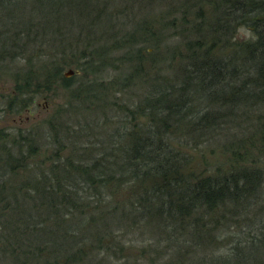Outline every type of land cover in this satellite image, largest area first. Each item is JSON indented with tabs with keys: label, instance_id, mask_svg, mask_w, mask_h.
Masks as SVG:
<instances>
[{
	"label": "trees",
	"instance_id": "trees-1",
	"mask_svg": "<svg viewBox=\"0 0 264 264\" xmlns=\"http://www.w3.org/2000/svg\"><path fill=\"white\" fill-rule=\"evenodd\" d=\"M240 26L250 37H237ZM43 57L38 70L18 66ZM59 64L92 72L125 65L132 70L122 72L118 92L138 85L143 96L126 106L102 146L64 156L51 167L52 178L33 183L42 196L35 204L47 206L56 227L67 225V253L76 248L53 261L44 255L47 241L36 251L41 263L103 264L106 246L125 248L116 241L124 222V236L164 235L179 255L188 253L180 239L186 234L201 248L245 226L242 253L214 262L264 264V0H0V73L17 79L13 98L39 92L41 82L30 91L35 79L50 89L64 77ZM88 84L74 97L87 98L82 90L93 95L97 80ZM241 115L253 131L193 165L185 148L214 141L220 119ZM4 192L1 185L0 201ZM143 250L139 257L151 261Z\"/></svg>",
	"mask_w": 264,
	"mask_h": 264
},
{
	"label": "rangeland",
	"instance_id": "rangeland-1",
	"mask_svg": "<svg viewBox=\"0 0 264 264\" xmlns=\"http://www.w3.org/2000/svg\"><path fill=\"white\" fill-rule=\"evenodd\" d=\"M251 32L246 27L240 26L237 37L245 39L250 37ZM147 48L154 52V47L148 43ZM162 48L165 47L163 44ZM38 59V58H37ZM46 58L29 63L25 59L18 62V66L24 70L32 68L38 70L41 63ZM62 67L63 78L51 81V88L44 79L31 80L30 91L36 89L38 82L42 88L34 95H27L19 101L13 98L18 81L12 76L0 73V187L4 185L6 192L0 201V264H44L45 258L51 260H63L65 255H70L76 248L67 253L68 238L65 229L67 225H55L54 217L50 220V212L44 206H38L39 198L42 196L37 193V187L33 186L39 179L46 176H54L51 167L62 160L64 156L73 153H82L80 150L89 147H100L102 141H108V136L116 132L123 121V111L126 106L134 107V103H140L143 96V89L132 85L118 92V87L122 78V72L131 71L121 65L118 68L105 66L104 69L96 72L91 70L83 71L77 65L68 66L59 64ZM73 70L74 73L69 77L66 72ZM166 74V71H162ZM90 77V78H89ZM89 78V79H88ZM69 79V80H67ZM97 80L93 95L83 94L85 99L79 100L74 97L76 90L85 86L91 89L89 81ZM112 80H116L112 84ZM23 82V80H20ZM100 86V87H99ZM108 86V89H107ZM102 87L104 89H102ZM137 87V88H136ZM109 91V95H104V91ZM77 114H74V113ZM231 116L227 120L220 119L217 138L211 142H202L199 149L194 150L187 147L192 158L193 165H203V157L212 159L221 150L224 142H229L234 135L244 134L253 131V122L246 121L245 117ZM222 120V121H221ZM225 121V122H224ZM107 143V142H104ZM21 145V146H20ZM198 146V145H196ZM75 148V149H74ZM10 153L16 160H9ZM30 155L28 164H18L21 156ZM63 156V157H62ZM13 171L11 165H17ZM21 165V166H20ZM51 182V181H50ZM22 186V188H21ZM21 188V189H20ZM24 189V190H23ZM24 191H27L28 198ZM4 195V196H3ZM33 199V200H32ZM63 212V211H62ZM53 224V225H51ZM124 222L119 223L121 228L120 236L116 240L119 244H125L123 250L116 252L107 251L108 246L102 250L103 256L108 257L103 264H216L218 256H232L240 254V250L246 244L247 227L232 226L225 235L219 237L217 244L208 245L201 243V248L193 246L200 241L191 239V234H186L181 242L186 240L188 253L179 255L177 246H169L166 236L145 232L141 235L140 231L123 235ZM259 231L253 229L252 233L257 235ZM163 236L162 238H160ZM191 236V237H190ZM51 240V241H50ZM50 241V247L45 250L47 257L41 259L36 257L39 245H44ZM219 242V244H218ZM180 243V241H179ZM192 244V245H191ZM48 245V246H49ZM145 247L147 262H143V248ZM198 248V249H196ZM2 251V252H1ZM242 251V250H241ZM101 252V253H102ZM102 255V254H101ZM100 255V256H101ZM51 256V257H50ZM156 262L154 263V260ZM51 261V262H53ZM143 262V263H142Z\"/></svg>",
	"mask_w": 264,
	"mask_h": 264
},
{
	"label": "water",
	"instance_id": "water-1",
	"mask_svg": "<svg viewBox=\"0 0 264 264\" xmlns=\"http://www.w3.org/2000/svg\"><path fill=\"white\" fill-rule=\"evenodd\" d=\"M74 73V71L71 69L69 72L65 73L66 77H69L70 75H72Z\"/></svg>",
	"mask_w": 264,
	"mask_h": 264
}]
</instances>
